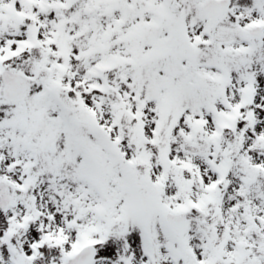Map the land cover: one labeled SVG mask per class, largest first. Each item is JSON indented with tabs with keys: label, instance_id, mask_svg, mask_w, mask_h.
<instances>
[{
	"label": "snow or ice",
	"instance_id": "obj_1",
	"mask_svg": "<svg viewBox=\"0 0 264 264\" xmlns=\"http://www.w3.org/2000/svg\"><path fill=\"white\" fill-rule=\"evenodd\" d=\"M0 264H264V0H0Z\"/></svg>",
	"mask_w": 264,
	"mask_h": 264
}]
</instances>
